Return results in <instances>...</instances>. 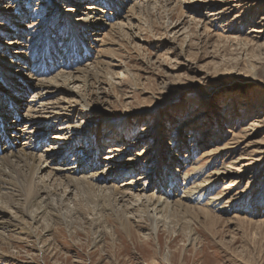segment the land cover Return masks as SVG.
Listing matches in <instances>:
<instances>
[{"label": "rangeland", "instance_id": "1", "mask_svg": "<svg viewBox=\"0 0 264 264\" xmlns=\"http://www.w3.org/2000/svg\"><path fill=\"white\" fill-rule=\"evenodd\" d=\"M78 18L95 24L73 40L80 52L65 50ZM43 36L49 60L79 70L64 83L60 63L25 69L23 85L61 86L19 94L0 75V158L24 148L32 164L26 190L0 189V264H264V0H0V66L19 71V51L32 62ZM85 154L95 170L76 168ZM161 187L159 212L147 197ZM39 188L45 213H28Z\"/></svg>", "mask_w": 264, "mask_h": 264}, {"label": "bare ground", "instance_id": "2", "mask_svg": "<svg viewBox=\"0 0 264 264\" xmlns=\"http://www.w3.org/2000/svg\"><path fill=\"white\" fill-rule=\"evenodd\" d=\"M149 8V7H148ZM86 9H88V10H91V11H89V13L91 14V13H93V10L92 9H95V6H93L92 4H90V5H88V6H86ZM225 9V8H224ZM220 15V14H219ZM85 16H87V14H85ZM84 17V16H83ZM88 17V16H87ZM211 17V16H210ZM76 20H79V23L78 24H76V25H71V24H68V27L65 29V31H66V37L68 36V41L66 42V43H64V46H63V49H65V50H69V51H77V52H80L83 48H80L73 40H79V38L81 39H83L84 37H86L87 39H88V36H86L85 35V32L83 31L84 30V27H86V28H88V26L90 27V26H93L95 23H94V19L92 20V19H89V18H78V19H76ZM130 20V19H129ZM118 23V22H117ZM112 24H114V23H112ZM119 24H120V22H119ZM87 25V26H86ZM98 25V24H97ZM121 25V24H120ZM115 26V25H114ZM125 26H126V24H125ZM112 27V26H111ZM117 27V26H116ZM115 27V28H116ZM118 27H120V26H118ZM124 27V26H123ZM17 30H16V32H18V33H20V30L18 29V28H16ZM21 29V28H20ZM113 29V28H112ZM123 29V28H122ZM121 29V30H122ZM115 30V29H114ZM63 31V29L60 31V32H62ZM83 31V32H82ZM116 32V31H115ZM119 33V32H118ZM81 39V40H82ZM85 42H86V40L85 39H83ZM40 46H39V48H37L36 50H34V49H32V52L34 51L35 53L33 54V56H32V62H29V61H26V62H24L23 60H22V57H21V51H19V53L18 54H16V55H14V57H18V58H20V60H21V69L19 70V71H16L14 74L13 73H11V72H9L8 70H6L4 67H2V66H0V75L3 77V79L6 81V83H7V88L6 89H11L12 91H14L15 92V94H19L20 92L21 93H25V92H27V91H30V86L31 87H34L35 89H47V90H50V89H54V88H56L57 86H59L60 84H58L57 85V83H56V78H55V76H53L52 78H53V80H51V79H43V77H38V76H36V77H34L35 79H39L37 82H34V79L31 77V78H29V80L26 78V77H24V80H26L27 82H28V86H26V84L24 83V85L21 83V82H19V81H17V80H15L14 79V77L13 76H20V74H23V71L25 70V69H28V70H30V71H33V68L35 69V68H39V67H42L43 69L45 68V69H47V71L46 70H42L41 71V69L39 68V70L38 69H36V71H41L42 73H48L49 72V70H52L53 69V66H54V64L55 63H60V64H62L63 66H65V67H67V68H69L70 70H68L66 73H64L63 72V74L62 73H60L59 75H62V77L61 78H63L64 79V83L67 81V80H70V76H71V73L73 72V71H77V70H79L78 69V67H76L75 69H73L72 68V66L74 65V63H71V62H66L65 61V59L57 52H55V54L52 56V58L49 60V58H50V53H53V51H54V49H55V44H53L52 42H49L48 41V38L47 37H41V40H40ZM84 47H86L87 48V46H84ZM90 47V46H89ZM85 48V51H87L88 52V49H86ZM48 53V55H46L47 56V58L45 57H42V55H43V53ZM44 53V54H45ZM49 57V58H48ZM14 64V63H13ZM77 65V64H76ZM15 66H16V64H15ZM19 65H17V67H18ZM73 69V70H72ZM83 69V68H82ZM78 72V71H77ZM64 74H66V75H64ZM73 74V73H72ZM78 74V73H77ZM24 75H26V76H28V74H25L24 73ZM44 75V74H43ZM64 75V76H63ZM83 76V75H82ZM81 77V76H80ZM84 77H85V79L86 78H96V77H98V76H96L95 74H94V72H85L84 73ZM78 78V77H77ZM76 79V78H75ZM74 79V80H75ZM80 79V78H79ZM82 79V78H81ZM60 80V79H59ZM76 80H78V79H76ZM82 80H84V79H82ZM63 82V81H62ZM89 82V81H88ZM59 83H60V81H59ZM63 83V84H64ZM83 83V82H82ZM87 84H89V83H87ZM3 86H5V83H3L2 84ZM1 84H0V90H1V93H0V112H5V109H4V107L2 106V100H3V94H5V93H9V92H5V89H4V87L2 86ZM84 85V84H83ZM14 86H16L17 88H15ZM61 86V85H60ZM66 86V85H65ZM37 87V88H36ZM57 88H59V87H57ZM67 88V87H66ZM64 89V87H62V90ZM69 90V89H68ZM38 94V93H37ZM78 95H80V94H78ZM22 96V95H21ZM37 96H40V94L39 95H37ZM81 97H82V95H81ZM58 102V101H57ZM60 103V102H59ZM57 104V103H56ZM3 121V117H1V115H0V122H2ZM5 124H6V121L4 122V126H5ZM69 128V127H68ZM64 133L62 132V131H56L53 135H52V137L56 140L54 143H57V140L59 139V138H61V136L60 135H63ZM68 135L69 134H67V137H65V139H62V140H66V141H64V142H66L65 144H68L67 142H69V137H68ZM6 137V134H3L1 131H0V140H1V138L2 137ZM33 138V135H29V136H26V139L28 140L29 139V143H30V146H27V147H29V148H31V144L33 143V141L32 140H30V139H32ZM26 143V142H25ZM64 144V143H63ZM8 145H11V143H8ZM13 145V144H12ZM72 147V142L68 145V147ZM12 147V146H11ZM92 147L94 148V154H95V151L96 150H98V144L96 145V143H95V141H92V143L90 144V149H92ZM2 147H0V151L2 150L1 149ZM27 151L26 149H24L23 148V151ZM58 150V149H57ZM113 150V152H114V150L115 149H112ZM112 150L110 151V154L111 155H109L110 157H114L115 155H114V153L112 152ZM24 151V153L26 154V152ZM91 152V151H90ZM23 153V155H25ZM64 153V152H63ZM58 154L59 155H62V153L61 152H58ZM78 154H80V153H78ZM94 154L93 155H90V154H85V155H83V156H81V158L78 160V161H81V163H78V164H76V168L78 169V170H80L81 172H84V171H86L87 169H90L91 171H93V170H95L96 168H91V166L92 167H96L97 166V163L95 162V161H93L92 159H93V157H94ZM13 155V154H12ZM19 155V154H18ZM22 155V154H21ZM21 155L20 156H17L16 158L17 159H15L14 160V162H12V160L11 159H9L7 156L6 157H1L0 158V189H2L3 188V186H5L6 185V183L7 184H10V185H12V186H15V187H17L19 190H23V189H25L24 188V182H26V178L27 177H25V174H23V172H21L22 170H23V166H25L27 169H31V167H32V164H30L29 163V161H28V159L27 158H29V157H26V158H24L23 160H22V158H20L21 157ZM22 155V156H23ZM26 156V155H25ZM28 156H30L29 154H28ZM108 156V157H109ZM14 157V156H13ZM240 157V156H239ZM19 158V159H18ZM30 158H31V156H30ZM239 159V158H238ZM237 160V159H236ZM235 161V160H234ZM233 161V162H234ZM92 162V163H91ZM231 162H232V160H231ZM230 162V163H231ZM227 165V167H229V168H233L234 166H230V165H228V164H226ZM226 167V166H225ZM236 167V166H235ZM39 168H40V166H39ZM71 168V167H70ZM238 168V167H237ZM235 169V168H234ZM239 169V168H238ZM72 170H76V169H72ZM237 171V170H236ZM218 172H221V171H215L214 173H218ZM92 173V172H91ZM214 173H212V174H207V181L209 182V181H212V179H213V175H214V179H215V177H216V174H214ZM94 174V173H93ZM91 176H92V174H91ZM85 177V176H84ZM93 177V176H92ZM91 177V178H92ZM3 178H5V179H3ZM86 178V177H85ZM111 178H113V177H111ZM86 180H87V178H86ZM107 180V179H106ZM81 181V180H80ZM88 181L89 180H87L86 182L88 183ZM206 181V182H207ZM215 181H216V179H215ZM214 181V182H215ZM231 181V180H230ZM76 182V181H75ZM86 182H85V185L87 186V184H86ZM77 183V182H76ZM90 184L92 183V181H90L89 182ZM205 183V182H204ZM73 184V183H72ZM80 184V183H79ZM234 184V183H233ZM75 185V184H74ZM93 185V184H92ZM89 187V186H88ZM198 187V185H195V189ZM93 188V187H92ZM89 189H91V186H90V188ZM94 189H96V187L94 188ZM100 189V188H99ZM104 189V188H103ZM107 189V188H106ZM105 189V190H106ZM117 189V188H116ZM116 189H114L115 190V193H116ZM26 190V189H25ZM159 190H161V191H163V193H165V197H162V193L161 194H159L156 198H154V196H152V194H151V196L152 197H147L148 198V200L149 201H151V200H154V201H152V203H153V205H156L155 206V210L156 209H158L159 208V212H162V210H165V208L167 207V205L169 204V197H170V191H168V190H166L164 187H161V189L159 188ZM194 190V189H193ZM94 191V190H93ZM41 191H40V188L39 189H35L34 191L32 190V191H29L28 193H27V196H26V205H25V207H26V211H27V209H29V208H31V206L33 207V205H36V208H37V210H40V212L41 213H45V211H44V209H45V207H43V205H42V203L39 201L38 203H36V201H37V199L40 197V196H42L41 195V193H40ZM112 192V191H111ZM111 192H109L107 195L105 194L104 195V193L103 194H101V195H104V196H102L103 198L105 197L106 199L109 197V195H112L111 194ZM186 192V191H185ZM3 193V192H2ZM93 193V192H92ZM91 193V191H90V195L92 194ZM106 193H107V191H106ZM113 193V192H112ZM122 193V192H121ZM95 194V193H94ZM144 194V193H143ZM190 194H192L191 192H188V195H187V197L188 198H190ZM6 195V194H5ZM19 195V194H18ZM29 195V196H28ZM100 195V194H99ZM147 195V194H146ZM146 195H145V197H146ZM7 196V195H6ZM47 196V195H46ZM106 196H108V197H106ZM141 196V195H140ZM3 197H4V195H3ZM28 197V198H27ZM101 197V196H100ZM101 197V198H102ZM143 197V196H142ZM11 198V197H10ZM217 198V196H213V197H210L209 198V201H213L214 199H216ZM3 199V198H2ZM5 199V198H4ZM90 199V198H89ZM93 199V198H92ZM105 199V200H106ZM140 199H142V198H140ZM99 200H101V199H99ZM105 200L103 201V202H105ZM108 200H109V198H108ZM3 201V200H2ZM9 201H10V199H9ZM5 202H8V199L5 201ZM43 202V201H42ZM45 203V202H44ZM101 204H102V202H101ZM104 204V203H103ZM107 204V203H106ZM141 204V203H140ZM183 204V203H182ZM95 206H97L96 204H94ZM108 205V204H107ZM152 205V204H151ZM181 205V204H180ZM47 206L48 207H50V205H48L47 204ZM144 206H146L145 204H144ZM150 206V205H149ZM98 207V206H97ZM103 207H104V205H103ZM35 208V209H36ZM34 209V210H35ZM49 209V208H48ZM202 210V209H201ZM36 211V210H35ZM206 211V210H205ZM28 212V211H27ZM165 212V211H164ZM4 214V213H6V210H4V209H2V208H0V216H1V214ZM29 213V212H28ZM27 213V214H28ZM164 214V213H163ZM29 215H31V214H29ZM36 215V214H35ZM57 217H60V214H55ZM208 215V214H207ZM37 216V215H36ZM32 217V216H31ZM147 217V216H146ZM2 218V217H1ZM8 218V217H7ZM33 218V217H32ZM35 218V217H34ZM151 218V217H150ZM5 219V218H4ZM8 221V220H7ZM7 221H5L6 223H8ZM158 221V220H157ZM4 222V223H5ZM122 223V222H121ZM151 223H152V226L154 225V227H155V225H157L156 224V220H153V219H151ZM13 226H14V224H13ZM19 225H17V227H18ZM126 225L125 224H123V226L122 227H124L125 229H126V227H125ZM21 230L23 229V228H20ZM129 230V229H128ZM25 231V230H24ZM28 232V231H27ZM26 232V233H27ZM132 235V234H131Z\"/></svg>", "mask_w": 264, "mask_h": 264}]
</instances>
